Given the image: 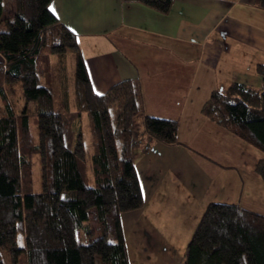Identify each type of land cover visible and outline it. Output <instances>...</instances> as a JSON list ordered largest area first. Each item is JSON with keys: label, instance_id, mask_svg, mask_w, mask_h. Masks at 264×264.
I'll list each match as a JSON object with an SVG mask.
<instances>
[{"label": "trees", "instance_id": "1", "mask_svg": "<svg viewBox=\"0 0 264 264\" xmlns=\"http://www.w3.org/2000/svg\"><path fill=\"white\" fill-rule=\"evenodd\" d=\"M52 1L15 0L14 14L5 18L0 0V264L2 252L12 264L23 256L27 264H130L121 215L144 206L135 166L139 118L149 142L168 146L177 144L178 123L144 115L139 81L95 94L77 36L52 13ZM139 2L165 15L173 6V0ZM255 3L264 9V0ZM69 50L76 53L74 111L67 90L65 107L56 108L52 88L53 58L63 61ZM257 73L260 89L232 84L213 92L202 112L264 154V64ZM7 85L23 89L18 112ZM31 103L35 115L28 113ZM85 119L92 152L84 143ZM255 172L264 182V159ZM183 264H264V216L239 205L209 204Z\"/></svg>", "mask_w": 264, "mask_h": 264}, {"label": "crops", "instance_id": "2", "mask_svg": "<svg viewBox=\"0 0 264 264\" xmlns=\"http://www.w3.org/2000/svg\"><path fill=\"white\" fill-rule=\"evenodd\" d=\"M255 2L173 0L166 15L139 0L51 2L77 36L95 94L139 81L144 115L178 123L177 144L168 146L149 142L139 119L135 166L144 206L121 215L130 264H183L209 204L264 216V182L255 172L264 154L202 112L215 91L263 86L264 9ZM14 12L15 4L3 16Z\"/></svg>", "mask_w": 264, "mask_h": 264}, {"label": "rangeland", "instance_id": "3", "mask_svg": "<svg viewBox=\"0 0 264 264\" xmlns=\"http://www.w3.org/2000/svg\"><path fill=\"white\" fill-rule=\"evenodd\" d=\"M12 1V2H11ZM4 2V16H9L12 13V10H14V4L15 0H3ZM12 4V8L10 6ZM53 82H52V88L54 91V100H55V106L57 109L64 108L66 105V91L68 92L69 96V104L70 109L75 110V103H74V91H75V79H76V53L72 50H69L67 52L66 58L63 61L57 60V58H53ZM38 71L42 82L44 83V74L42 67L38 66ZM7 97L13 107V109L18 112L22 106H23V89L20 85H7L5 87ZM37 112V106L36 103H31L28 108V113L30 115H35ZM0 115L5 116V109L2 104V101L0 100ZM141 119V117L139 118ZM83 134H84V143L86 150L88 152H92V140H91V132L90 127L87 119L83 122ZM35 181L37 184V188H39L40 183V168L39 165L35 168ZM91 222L93 227L95 228L96 232L98 233V224L96 222V216L94 212L91 216ZM19 245L21 247L24 246V241L20 240ZM170 254V253H169ZM2 262L3 264H12L11 259L7 252H2L1 254ZM170 260V258L166 259V261ZM163 261V260H162ZM19 264H27V258L26 256H23ZM164 264H168L167 262H164Z\"/></svg>", "mask_w": 264, "mask_h": 264}]
</instances>
